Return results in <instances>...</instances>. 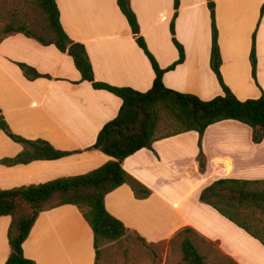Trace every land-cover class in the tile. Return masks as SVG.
<instances>
[{"label": "crops", "instance_id": "obj_1", "mask_svg": "<svg viewBox=\"0 0 264 264\" xmlns=\"http://www.w3.org/2000/svg\"><path fill=\"white\" fill-rule=\"evenodd\" d=\"M59 22L70 39L84 45L96 81L137 91L154 78L149 59L137 45L116 0H55ZM264 0H214L215 22L224 84L239 99L264 92ZM139 33L154 56L165 87L209 100L223 93L210 67L211 27L207 0H179L172 42L173 0H130ZM255 32L256 79L251 75V36ZM46 76L26 77L17 63ZM114 93L81 80L66 52L43 45L23 33L0 41V110L10 131L27 140H43L57 158L0 162V190L44 183L86 173L110 156L88 149L105 122L121 106ZM198 132L189 130L155 140L124 158L122 168L150 190L136 198L121 184L104 197L106 210L148 243L169 242L182 228L193 229L236 264H264V246L216 209L199 200L202 188L220 178L264 179V136L233 119L206 127L201 137L204 170H199ZM29 144L12 140L0 129V160L16 157ZM9 215L0 216V264L9 252ZM35 264H94L93 233L73 204L41 211L22 243Z\"/></svg>", "mask_w": 264, "mask_h": 264}, {"label": "trees", "instance_id": "obj_2", "mask_svg": "<svg viewBox=\"0 0 264 264\" xmlns=\"http://www.w3.org/2000/svg\"><path fill=\"white\" fill-rule=\"evenodd\" d=\"M116 2L130 26L137 45L149 59L154 71L151 87L143 92L130 87L112 86L94 79L84 45L70 39L62 29L55 0H31L30 2L39 9L43 17L41 33L30 29L16 11L6 13L0 22V41L9 35L23 33L43 45L54 44L57 49L71 56L74 66L80 72L81 80L91 82L94 88L106 89L114 93L122 101L117 114L104 123L94 143L88 147L110 156L104 164L83 174L0 190V216H10L6 233L9 252L4 264H35L32 259L23 255L22 243L29 236L32 225L41 211L62 204L75 205L90 226L93 233L94 264H100L99 260L105 245L117 242L126 235L131 234L138 241L146 242L143 237L135 231H130L122 221L106 210L104 197L121 184L129 185L136 198L148 197L149 188L128 174L122 168L121 162L141 148L152 149V143L159 138L189 130L197 131L199 136L197 160L199 170L203 171L205 166L201 137L207 126L217 121L233 119L252 129L254 141L259 142L264 136V92L262 91L256 98L239 100L222 81L214 0H207L211 27L210 67L223 93L209 100H202L194 94L178 92L164 86L162 74L166 69L158 66L144 38L140 35L130 0H116ZM178 5L179 0H173L174 12L170 22L172 42L178 50V59L167 69L182 62L184 58L183 47L173 35V22ZM263 12L264 2L260 7L257 25ZM255 32L256 29L251 36L249 54L251 75L254 79H256L257 64ZM17 64L28 78L46 76L25 63ZM167 123L170 124L171 131L158 133L159 129ZM0 129L12 140L33 147V152L29 155L26 150H23L16 157L3 159L0 162L17 163L34 158L50 159L69 153L53 149L46 141L27 140L12 133L1 110ZM199 200L216 209L264 246V179L220 178L202 188ZM189 234L199 237L193 229L184 227L170 239L171 241L183 235L179 242L181 259L185 264H210L207 256L199 251ZM224 258L226 264H236L225 255Z\"/></svg>", "mask_w": 264, "mask_h": 264}, {"label": "rangeland", "instance_id": "obj_3", "mask_svg": "<svg viewBox=\"0 0 264 264\" xmlns=\"http://www.w3.org/2000/svg\"><path fill=\"white\" fill-rule=\"evenodd\" d=\"M31 0H0V22L6 13L16 11L22 21L36 33L42 32L43 17L39 9L30 3ZM171 131L170 124L163 125L158 133ZM200 252L207 256L210 264H226L224 254L212 243L200 237L189 234ZM183 235L169 242L148 243L140 242L133 235L107 244L103 247L100 264H185L181 259L179 242Z\"/></svg>", "mask_w": 264, "mask_h": 264}]
</instances>
